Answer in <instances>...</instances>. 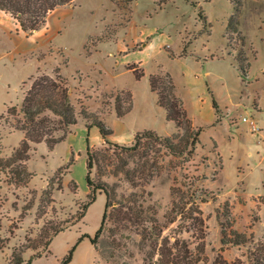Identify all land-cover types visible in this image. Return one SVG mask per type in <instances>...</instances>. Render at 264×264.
Returning <instances> with one entry per match:
<instances>
[{
  "label": "rangeland",
  "instance_id": "374dc122",
  "mask_svg": "<svg viewBox=\"0 0 264 264\" xmlns=\"http://www.w3.org/2000/svg\"><path fill=\"white\" fill-rule=\"evenodd\" d=\"M73 2L64 28L51 43L59 48L48 51L56 60L47 59L35 75L21 82L28 67L18 63L12 67L0 59V157H8L23 136L12 127L15 117H23V93L36 76L55 72L65 78L76 113H89L88 122L102 119L112 130L122 126L171 135L175 125L166 119L148 82L151 73L169 72L193 127L201 130L192 153L173 155L161 147L159 171L141 187H135L118 167L121 160L118 166L106 161L93 165L90 178L109 184L114 200L130 203L140 218L126 219L119 204L109 206L95 247L84 238L68 264H171L166 254L170 249L175 252V239L191 252L203 248L208 264L218 255L249 264L248 251L264 236V0ZM235 6L239 12L233 15ZM85 38V52L95 49L90 57L81 51ZM64 45L71 48L66 49L67 56ZM64 66L68 75L79 69L84 77L66 76ZM130 66L143 75L136 78ZM127 90L132 108L121 118L116 116L114 97L118 95L125 105ZM71 127L69 141L76 143L81 137ZM105 146L103 142L93 148L112 155ZM117 152L127 160L124 168L133 171L136 157L119 148ZM71 156L61 191L54 190L52 206L38 218L42 189ZM83 157V151L70 153L66 142L52 149L41 142L30 148L28 183L15 185L0 172V264H6L12 247L32 244L45 221L75 222L77 203L87 195ZM71 180L77 184L75 193L69 189ZM132 199L137 202H128ZM104 204V193H98L84 217L57 233L50 252L31 264H60L82 233L93 237ZM222 226L245 234L247 241L222 244ZM41 248H23V260Z\"/></svg>",
  "mask_w": 264,
  "mask_h": 264
},
{
  "label": "trees",
  "instance_id": "16d2710c",
  "mask_svg": "<svg viewBox=\"0 0 264 264\" xmlns=\"http://www.w3.org/2000/svg\"><path fill=\"white\" fill-rule=\"evenodd\" d=\"M74 0H0V10L9 13L17 20L21 29L27 33H31L39 29L47 18V15L56 7L71 4ZM239 12V7H234L233 15ZM136 78L143 75L142 71L137 70L135 66L128 67ZM241 70L245 71L246 67L241 65ZM149 87L157 95V103L165 111V117L175 125L176 131L171 135H160L153 130H143L134 134L133 142L129 146L120 145L108 140V136L112 130L104 123L102 119L88 122L89 113L85 110H80L76 113L75 107L72 103L69 88L66 84L65 78L60 73L55 72L54 76L42 74L33 78L28 88L23 93L20 112L23 117H15L13 128L20 130L23 134L18 145L13 148L8 157H0V172L5 173L10 178L9 180L15 185H24L30 180L32 173L28 170L26 161L30 157V148L32 144L44 142L49 149H52L55 144L64 140L69 133L70 126L78 123L79 119L86 127L95 125L104 139V150H112V155L101 152L100 149L93 148L87 145L86 154V174L85 182L88 188V193L85 200L77 203L78 211L76 212L75 222H60L54 220H47L42 225L41 231L37 237L33 239L32 244H27L26 248L37 249L41 246L35 254L23 260L21 255L23 248L11 249L10 258L6 264H31L32 261L42 256L47 255L49 245L52 238L59 232L64 231L69 226L80 221L88 208L96 199L98 193H104L105 204L104 211L101 218L99 228L96 230L93 237L87 233H82L76 243L71 246L67 254L61 259L60 264H68L72 258L73 251L76 245L88 238L94 245L100 235L103 220L105 218L106 210L114 203L121 206V211L126 215V219H139L140 216L132 207L123 201L114 200V189L106 183H96L90 178V170L93 165H100V162L106 161L108 164L115 165L118 160L121 164L118 166L124 169L127 179L135 185L141 187L147 183L154 175L158 173L157 155L160 154L161 147L168 153L173 155H184L192 153L195 150L196 144L199 140V133L201 127L194 128L192 121L188 116L183 100L176 93V86L169 72L151 73L148 77ZM126 104H121V101L116 95L114 97V110L118 117L124 116L132 108V94L130 90L126 91ZM212 106L215 114L218 112V105L213 98ZM9 111V110H8ZM12 115L16 114V110L12 108ZM78 116H80L78 118ZM123 151L128 157H136V167L133 171L125 169L127 160L123 159L120 153ZM111 156H115L114 158ZM73 162V156L65 165L59 166L54 175L48 180L47 185L41 191V196L38 204L37 216L38 218L45 215L48 207L52 206L54 202V190L62 189L63 175L65 169H69ZM134 162V161H133ZM115 165V166H116ZM71 192L75 193L77 184L71 180ZM128 202H137L136 199ZM31 201V205H32ZM31 206L29 205V208ZM125 208V210H124ZM232 237V238H231ZM247 241L245 234L237 232L235 229H226L221 227V242L222 244L240 245ZM165 244V243H164ZM165 248V246H162ZM175 252L171 249L167 252V263L171 264H208L204 258V249L199 248L197 252H191L184 245L183 241L175 239L173 242ZM162 248V249H163ZM162 249L160 251H162ZM25 252V251H24ZM23 252V254H24ZM46 252V253H45ZM161 254V253H160ZM247 261L249 264H264V236L263 239L257 240L253 243L251 249L247 254ZM209 264H241L237 259L225 260L221 255H218Z\"/></svg>",
  "mask_w": 264,
  "mask_h": 264
},
{
  "label": "crops",
  "instance_id": "0c3cea01",
  "mask_svg": "<svg viewBox=\"0 0 264 264\" xmlns=\"http://www.w3.org/2000/svg\"><path fill=\"white\" fill-rule=\"evenodd\" d=\"M73 3L74 2H72L71 4L61 5L53 9L47 15L45 23L39 29L33 31L32 33H26L22 31L20 26L17 24V21L9 13L0 10V59H6L12 67H14L16 63L21 64L22 67H28L27 73L23 74L20 77V79L22 80L21 82L25 81L30 76L35 75L38 72L39 65L44 63V61H46L47 59L53 58L56 60L54 53L53 55H50L48 54V51L50 49L53 50L59 48L53 47L51 43L54 38L60 35L62 28H64L65 19L67 18L69 8ZM85 42L86 38L82 43L81 51L86 57H90L95 49L91 53H86L84 48ZM145 44L146 43H143L142 45ZM66 49L68 50L71 48H69L67 45H64L62 47V51L65 54L67 53ZM67 66L63 67V73L66 76L73 77L74 73H79L82 76L84 75V73L79 69L75 70L73 74L71 73L70 75H68L67 72H65V68ZM80 82H82V80ZM112 110L108 114H112ZM121 118H123V116ZM72 129H76L78 131L81 139H79L78 142L76 141V143H74V140L69 141V139L72 138L70 134L72 132L70 131L66 138L58 142L57 144L66 142L68 145V149L72 154L75 151H83V160L84 164H86L85 150L87 145L91 147L100 146L101 144H103L104 139L101 136L99 129L95 125L86 127L83 122L79 121L77 124L71 127V130ZM136 132H139V130H129L121 126L116 130H112V133L108 136V140L117 143H130L133 140L134 134ZM65 176L66 175H64L63 180Z\"/></svg>",
  "mask_w": 264,
  "mask_h": 264
},
{
  "label": "built area",
  "instance_id": "2783aa9c",
  "mask_svg": "<svg viewBox=\"0 0 264 264\" xmlns=\"http://www.w3.org/2000/svg\"><path fill=\"white\" fill-rule=\"evenodd\" d=\"M244 119H245V118H244ZM250 124H251L252 127L254 128L255 125H254V122H253L252 120L250 121Z\"/></svg>",
  "mask_w": 264,
  "mask_h": 264
}]
</instances>
